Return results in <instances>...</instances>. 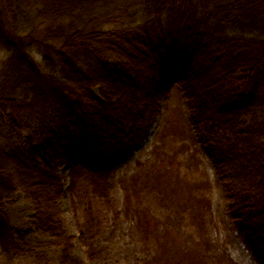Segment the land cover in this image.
Segmentation results:
<instances>
[{
	"label": "trees",
	"instance_id": "trees-1",
	"mask_svg": "<svg viewBox=\"0 0 264 264\" xmlns=\"http://www.w3.org/2000/svg\"><path fill=\"white\" fill-rule=\"evenodd\" d=\"M0 52V264H85L60 205L63 166L91 264L119 233L134 264H182L150 226L140 174L117 181L121 203L111 195L175 84L225 184L230 236L264 264V0H0ZM17 192L44 239L12 228Z\"/></svg>",
	"mask_w": 264,
	"mask_h": 264
},
{
	"label": "rangeland",
	"instance_id": "rangeland-1",
	"mask_svg": "<svg viewBox=\"0 0 264 264\" xmlns=\"http://www.w3.org/2000/svg\"><path fill=\"white\" fill-rule=\"evenodd\" d=\"M6 57V53L0 52V63H4ZM201 73L212 78L211 82L216 77L207 69ZM218 79L217 75L216 81ZM95 91L99 93L98 88ZM162 107L163 113L137 155L111 174L115 179L111 195L121 203L123 192L116 187L117 181L127 175L140 174L146 181L144 196L150 198L154 211L152 216L148 215L150 226L157 230L161 242L171 251V255L166 252L167 256L182 264H254L244 246L230 236L225 184L206 147L196 138L187 111V97L178 84L173 86ZM70 172L68 166L60 169L65 186L60 205L69 234L75 237L74 254L85 264H91L77 238L68 192ZM154 184L158 185L156 190L152 188ZM7 210L12 228L21 237L45 238L34 226V207L24 193L17 192L7 203ZM124 234L108 238L105 244L110 253L96 264H134L136 244Z\"/></svg>",
	"mask_w": 264,
	"mask_h": 264
}]
</instances>
